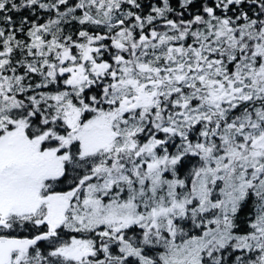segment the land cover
Listing matches in <instances>:
<instances>
[{
    "label": "snow or ice",
    "instance_id": "obj_1",
    "mask_svg": "<svg viewBox=\"0 0 264 264\" xmlns=\"http://www.w3.org/2000/svg\"><path fill=\"white\" fill-rule=\"evenodd\" d=\"M0 264H264V0H0Z\"/></svg>",
    "mask_w": 264,
    "mask_h": 264
}]
</instances>
